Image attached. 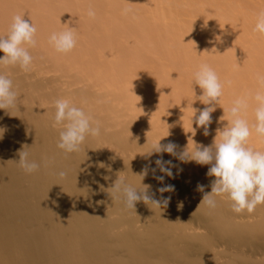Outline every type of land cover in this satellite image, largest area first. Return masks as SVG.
Returning <instances> with one entry per match:
<instances>
[{
    "label": "bare ground",
    "instance_id": "bare-ground-1",
    "mask_svg": "<svg viewBox=\"0 0 264 264\" xmlns=\"http://www.w3.org/2000/svg\"><path fill=\"white\" fill-rule=\"evenodd\" d=\"M261 12L264 0H0V36L18 14L37 27L31 69L0 68L18 92L14 107L0 109V264H264V205L236 214L222 198L214 209L200 204L197 185L210 192L214 179L209 165L163 153L176 165L174 179L160 182L150 170L141 183L136 175L154 140L170 133L161 143L187 145L193 108L207 107L194 84L202 64L224 89L209 135L198 128L192 138L211 145L227 123L223 108L237 98L249 97L246 118L254 122L250 97L264 75V34L254 31ZM69 28L76 46L58 53L49 37ZM61 98L101 127L67 155L53 127ZM25 145L41 165L34 174L17 162ZM249 146L264 151V140L253 132ZM121 175L171 200L127 209L108 193ZM165 184L175 192L156 191Z\"/></svg>",
    "mask_w": 264,
    "mask_h": 264
},
{
    "label": "clouds",
    "instance_id": "clouds-1",
    "mask_svg": "<svg viewBox=\"0 0 264 264\" xmlns=\"http://www.w3.org/2000/svg\"><path fill=\"white\" fill-rule=\"evenodd\" d=\"M129 11L131 9H124L125 13ZM87 14L89 17L95 16L92 9H89ZM254 31L264 34V12L258 14ZM36 33L37 27L32 22L24 19L22 15H15L9 26L8 35L0 36V51L4 53V56L0 58V68L12 66L19 67L25 72L29 71L34 61L29 48L37 45ZM76 43L75 30L71 28L58 33L53 32L49 37V44L58 53L71 52ZM257 82L258 90L250 97L255 103L254 122L250 124L246 118L249 97L237 98L231 106L223 108L224 115L220 117V120L227 121V123L216 130L211 145L203 146L192 137L196 135L198 128L203 129V135H209V126L212 123L211 114L216 110V105L220 103L224 84L220 81L216 71L208 64L200 65L194 73V84L202 90L197 100L207 107L202 110L192 107L194 113L191 119L192 131L188 132L192 134L189 137L191 139L188 138L187 145L182 151H177L178 145L172 141L161 143V140L168 137L170 133L154 140L149 151L146 152V159L149 162L144 165L139 174H136L140 182L142 183L148 176L150 170L154 178L160 182L164 181L165 176L175 178L173 168L176 165L172 160L163 159V153H168L182 163L195 162L197 165L210 166L206 175L214 177L210 185L211 191L205 192L204 185H197V191L203 193L200 204L214 209L217 207V198H222L230 204L231 210L236 214L245 212L251 214L257 206L264 205V151H258L249 146V139L253 132L258 138L264 140V75L258 73ZM17 98L18 92L14 90L13 81L0 71V109L14 107ZM54 107L53 127L61 128L57 147L63 150L65 155L79 152L88 137L100 136L99 122H94L89 114L77 107L70 99H57ZM197 112H199L198 115H196ZM193 123L196 127H193ZM25 148L26 145L22 146L18 152L17 162L26 174H34L39 171L41 165L29 158V153L25 151ZM154 154L158 155L154 161L155 168L151 166L153 162L150 159ZM157 170L164 175L156 176ZM58 175L63 178L67 174L60 171ZM142 185L143 188L138 189L121 175L108 188V193L121 199L127 209L135 210L137 202L141 201L156 208H161L162 204L164 207L168 205L171 196L161 195L160 199H156L155 193L149 191L151 185ZM156 191L161 194L175 192V186L165 184Z\"/></svg>",
    "mask_w": 264,
    "mask_h": 264
}]
</instances>
